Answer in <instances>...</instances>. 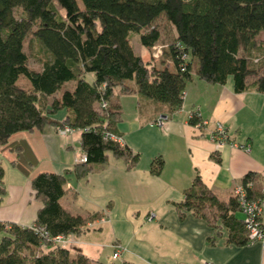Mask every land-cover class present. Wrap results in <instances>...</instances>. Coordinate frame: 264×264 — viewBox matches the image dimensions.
I'll return each instance as SVG.
<instances>
[{
  "label": "trees",
  "instance_id": "1",
  "mask_svg": "<svg viewBox=\"0 0 264 264\" xmlns=\"http://www.w3.org/2000/svg\"><path fill=\"white\" fill-rule=\"evenodd\" d=\"M163 21L174 31L170 36ZM263 32L264 0H0V146L16 153L13 166L27 175L38 158L26 140L12 141L14 134L71 127L81 131L87 156L76 165L78 178L111 156L134 168L141 154L106 137H122L115 128L121 111L114 98L137 93L168 115L182 108L194 76L219 85L232 79L238 93H264ZM133 33L148 53L163 45L161 58L137 54ZM29 37L37 43L39 69L30 65ZM23 77L31 88L19 86ZM190 118L193 124L200 120ZM157 163L153 172L159 174L164 161ZM5 175L0 164V203L7 194ZM31 180L42 205L29 227L0 221V264H106L80 251L73 255L55 241L81 234L98 217L71 214L62 205L68 174L40 172ZM249 181L255 185L249 196L258 197L260 177L250 172L242 183ZM184 196L176 205L181 217L193 212L214 228H227L228 243L250 244L234 194L220 201L197 175Z\"/></svg>",
  "mask_w": 264,
  "mask_h": 264
},
{
  "label": "crops",
  "instance_id": "2",
  "mask_svg": "<svg viewBox=\"0 0 264 264\" xmlns=\"http://www.w3.org/2000/svg\"><path fill=\"white\" fill-rule=\"evenodd\" d=\"M185 96L181 110L165 114L171 121L164 129L151 125L164 112L158 103L137 93L114 98L121 111L116 131L124 144L141 154L131 169L111 156L78 178L81 131L63 136L57 127L48 126L14 134L12 141L26 140L39 163L26 175L13 166L16 153L0 146L7 193L0 203V221L29 227L42 205L34 198L31 178L40 172L65 173L69 178V191L61 199L65 209L83 217L98 215L81 234L73 235V255L80 251L106 264H200L202 259L214 264H264V245L230 244L227 228H214L193 212L181 217L176 207L197 175L225 203L250 172L264 186V93L254 88L238 93L232 79L219 85L194 76ZM193 112L200 113L205 127L192 124ZM218 123L228 129L236 146L216 150L211 134ZM246 146L250 150L243 149ZM159 158L164 166L156 174L153 167H159ZM150 212L156 218L149 222ZM116 242L126 248L118 259L113 258Z\"/></svg>",
  "mask_w": 264,
  "mask_h": 264
},
{
  "label": "built area",
  "instance_id": "3",
  "mask_svg": "<svg viewBox=\"0 0 264 264\" xmlns=\"http://www.w3.org/2000/svg\"><path fill=\"white\" fill-rule=\"evenodd\" d=\"M163 49H164L163 45L157 44V45H154L152 51L154 52L155 55L159 57L164 54ZM194 115L200 118V113L193 112L191 113L190 116L192 117ZM166 119H168L167 116L159 115L156 119L157 120L156 124L161 125V127H163L165 125ZM226 129L227 128L222 126V124L218 123L214 130L215 133L213 132V134H211V139H213V142L217 149H220L221 147H223L224 143H226L228 140L230 141L229 136L226 133ZM72 130H75V129L71 127H64V128H60L58 131L60 134L68 136V134ZM106 137L112 140H117V141H119V138H120L114 133L113 134L107 133ZM243 149L250 150L248 146L243 147ZM81 161H87V156L84 155ZM254 186H255L254 182L252 181H249L247 186H244L243 183L238 184L234 188L233 194L238 200V204L240 206L239 211H241L242 214L244 215V224L245 226H247V229H248V233H249L248 237L250 240V244L260 243L264 245V186L261 188V191H260L261 193L258 197L255 195L249 196L250 193L248 192V190L249 189L251 190ZM150 218L151 219L156 218L155 212L150 213L149 219ZM62 239L63 238L58 237L55 239V241L60 244H64L66 240L63 241ZM118 246H122V244L120 243L116 245V247ZM120 252L121 251L118 248L115 249V252L113 253L115 259L119 258ZM200 264H214V263L208 259L207 260L202 259Z\"/></svg>",
  "mask_w": 264,
  "mask_h": 264
},
{
  "label": "rangeland",
  "instance_id": "4",
  "mask_svg": "<svg viewBox=\"0 0 264 264\" xmlns=\"http://www.w3.org/2000/svg\"><path fill=\"white\" fill-rule=\"evenodd\" d=\"M161 26L163 27V29L167 32V34L170 36L172 33H174V31H173V29H172V27H171V25H169L166 21H163L162 22V24H161ZM172 39V37H170L168 40H171ZM131 43L133 44V46H134V48H135V52L137 53V54H140L141 56H144V58H146V59H150L151 58V56L153 57V58H155V59H160L161 58V56H157V55H155L154 54V52L152 51V52H150V53H148V50H147V48H145L144 46H142V44L140 43V40H139V34H137V33H133L132 35H131ZM37 46V43H36V40L35 39H33L32 37H29L28 38V40H27V42H26V44H25V48H26V51H27V53H28V56H29V59H30V65H31V67L32 68H35V69H39V67H40V65H39V63H38V59H37V57L34 55V54H36L37 53V50H38V47H36ZM19 86H21L22 88L24 87V88H31L30 86V81H28L26 78H21L19 81ZM182 109V108H181ZM180 109V110H181ZM178 112V111H177ZM171 121V119H170V115L168 116V119H166V121H165V125L163 126V127H161V125H158V124H156V122H157V120H154L153 122H151V125H153V126H156V127H159V128H161V129H164L165 127H167L168 126V123ZM193 124V123H192ZM221 124V123H220ZM197 128H202V127H205L206 125H207V122L206 121H203L202 119L201 120H199V122H197L196 124H194ZM223 126V125H222ZM215 130V129H214ZM76 130H72L70 133H74ZM214 132V131H213ZM213 132H212V134H213ZM58 133H59V131H58ZM215 133V132H214ZM226 133L228 134V136H229V133H228V129H226ZM61 135H63V134H61ZM63 136H66V135H63ZM120 141V142H119ZM119 143H122L123 144V141H122V137H120L119 138ZM212 142H213V139H212ZM226 144H231V145H233V146H236V145H234V143H231L229 140L226 142V143H224V145H226ZM224 147V146H223ZM223 147H221L220 149H222ZM220 149H217L216 148V150H218V151H220ZM84 153L81 155V157L77 160V163H79V162H81V159H83V157H84ZM84 162V161H83ZM38 163H39V159H38ZM37 163V164H38ZM208 210H210V208H208V209H206L205 208V212H207ZM151 213V212H150ZM208 213H209V216L211 217V219L213 218V215H212V213L211 212H209L208 211ZM237 215H238V217L241 219V217H242V219L244 218V215L242 214V212L241 211H238V213H237ZM149 216H150V214L147 216V220L150 222V221H154L155 220V218H150L149 219ZM211 221V220H210ZM212 222V221H211ZM61 238H63L62 240L64 241V240H66V242L63 244V245H65V246H67V247H69L70 248V246H71V244H73L74 243V237H73V235L72 236H69V237H67V236H63V237H61ZM71 242V243H70ZM118 244H120L119 242L117 243H115V244H113L112 245V248L114 249V252H115V249H119L121 252L122 251H124V250H126V248H125V246H118V247H116V245H118ZM120 252V253H121ZM113 258H114V255H113ZM115 259V258H114Z\"/></svg>",
  "mask_w": 264,
  "mask_h": 264
}]
</instances>
